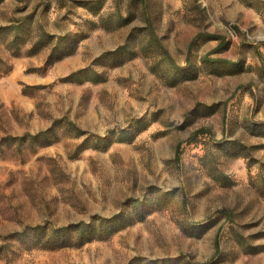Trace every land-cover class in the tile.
Segmentation results:
<instances>
[{"label": "rangeland", "instance_id": "1", "mask_svg": "<svg viewBox=\"0 0 264 264\" xmlns=\"http://www.w3.org/2000/svg\"><path fill=\"white\" fill-rule=\"evenodd\" d=\"M149 25L180 65L199 35V74L172 84ZM262 122L264 0H0V264H264ZM138 199L154 210L81 246L5 237Z\"/></svg>", "mask_w": 264, "mask_h": 264}, {"label": "trees", "instance_id": "2", "mask_svg": "<svg viewBox=\"0 0 264 264\" xmlns=\"http://www.w3.org/2000/svg\"><path fill=\"white\" fill-rule=\"evenodd\" d=\"M121 20H125V18H121ZM16 27L19 28V26ZM147 28L149 29L148 33L151 39L150 42L151 41L157 42L158 39L156 38L153 29L150 27V25ZM45 35L47 36V38H49L46 40L47 44H50L56 38L54 35L51 34L48 35L45 34ZM68 36L69 34H64L57 38L54 44H62V46L52 49V51L48 55L46 66L75 52L79 40L76 38L75 40L69 41L67 39L69 38ZM198 36L199 35L195 36L189 44V49L186 56V63L184 65L178 64L170 55L164 44L158 41L159 43L157 44V46L159 48L160 54L162 55V57L169 60L172 71L174 73L172 77L173 80L171 81L172 84H175L177 82V79H186L187 77H191V78L195 77L197 74H199L202 67L205 66V58L200 59V62L202 64L199 65L195 64L191 60L192 48L194 44H196ZM214 37H218V36H214ZM13 41H16V38L13 39ZM131 44L132 43L130 41L129 42L127 41V43L121 46L120 49H123L124 51L131 49L128 51H132L135 46ZM61 47H63L64 49L63 52L61 50L62 49ZM37 48L38 49H35L34 46L33 49L29 51V53L36 54L41 49L39 47ZM58 49H60L61 52L60 54L55 56L56 50ZM130 55L133 56L135 55V53L131 52ZM218 61L221 62L222 60L220 59ZM186 72H191L192 74L190 76H186L185 74ZM178 76L180 78H177ZM261 130L264 131V122H262ZM203 131L204 130L201 128L196 131V134ZM136 134L137 133L133 134L128 141L129 142L132 141ZM99 138L100 137H98V139ZM100 140H103V138H100ZM111 143H113V140L102 145L105 148H107L110 146ZM230 145L234 146L235 143H230ZM232 147H228V148L233 149ZM81 149H86V147L84 146L80 148V150ZM179 149H180V143L177 145L176 159H178L179 157ZM153 210L154 208H149V206H147L143 200L140 199L133 201L128 200L125 203L124 209L110 215L94 214L88 220H80L76 223H68L63 225H56L48 221L31 223V224L29 223V224H25L19 230H15L6 234L5 237L7 239L15 238L19 240L23 245L27 246L28 248L39 247L43 249H58L66 246H81L94 239L109 237L112 234L116 233L117 231L131 225L132 223L144 219ZM218 247H219V240L216 241V250H218ZM9 248H10L9 244L6 245L4 242L0 243V257L3 256V253L5 252L7 253ZM7 259L8 258L5 259L4 264H8Z\"/></svg>", "mask_w": 264, "mask_h": 264}, {"label": "crops", "instance_id": "3", "mask_svg": "<svg viewBox=\"0 0 264 264\" xmlns=\"http://www.w3.org/2000/svg\"><path fill=\"white\" fill-rule=\"evenodd\" d=\"M25 78L27 79V81H30L31 83L40 81L39 77L37 75H35V74L25 75Z\"/></svg>", "mask_w": 264, "mask_h": 264}]
</instances>
